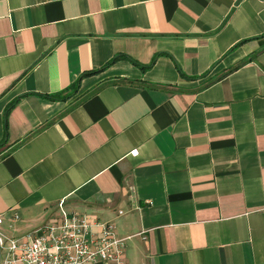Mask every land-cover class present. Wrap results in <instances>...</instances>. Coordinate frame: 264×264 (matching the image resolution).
Instances as JSON below:
<instances>
[{
  "label": "crops",
  "instance_id": "crops-1",
  "mask_svg": "<svg viewBox=\"0 0 264 264\" xmlns=\"http://www.w3.org/2000/svg\"><path fill=\"white\" fill-rule=\"evenodd\" d=\"M60 202L124 264H264V0H0V228Z\"/></svg>",
  "mask_w": 264,
  "mask_h": 264
},
{
  "label": "built area",
  "instance_id": "built-area-1",
  "mask_svg": "<svg viewBox=\"0 0 264 264\" xmlns=\"http://www.w3.org/2000/svg\"><path fill=\"white\" fill-rule=\"evenodd\" d=\"M130 154L136 156L138 150ZM58 208L57 215L21 236L0 228V264H124L128 237L120 236L111 220L68 212L62 202Z\"/></svg>",
  "mask_w": 264,
  "mask_h": 264
}]
</instances>
